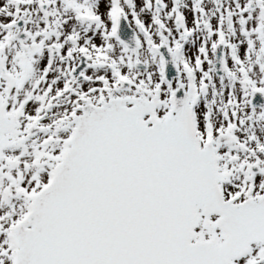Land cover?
<instances>
[{"label": "snow or ice", "instance_id": "snow-or-ice-1", "mask_svg": "<svg viewBox=\"0 0 264 264\" xmlns=\"http://www.w3.org/2000/svg\"><path fill=\"white\" fill-rule=\"evenodd\" d=\"M0 264H264V0H0Z\"/></svg>", "mask_w": 264, "mask_h": 264}]
</instances>
